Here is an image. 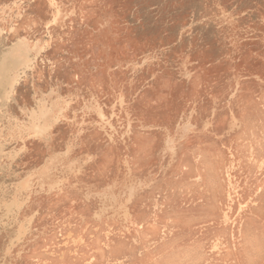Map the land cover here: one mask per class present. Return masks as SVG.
Returning <instances> with one entry per match:
<instances>
[{
    "label": "rangeland",
    "instance_id": "rangeland-1",
    "mask_svg": "<svg viewBox=\"0 0 264 264\" xmlns=\"http://www.w3.org/2000/svg\"><path fill=\"white\" fill-rule=\"evenodd\" d=\"M0 264H264V0H0Z\"/></svg>",
    "mask_w": 264,
    "mask_h": 264
},
{
    "label": "bare ground",
    "instance_id": "bare-ground-1",
    "mask_svg": "<svg viewBox=\"0 0 264 264\" xmlns=\"http://www.w3.org/2000/svg\"><path fill=\"white\" fill-rule=\"evenodd\" d=\"M4 75H5V68L0 71V79H2L4 77Z\"/></svg>",
    "mask_w": 264,
    "mask_h": 264
}]
</instances>
